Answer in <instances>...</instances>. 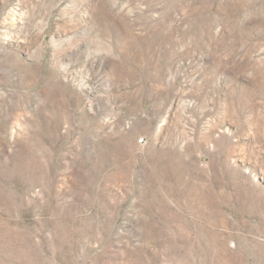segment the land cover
Listing matches in <instances>:
<instances>
[{
  "label": "rangeland",
  "instance_id": "1",
  "mask_svg": "<svg viewBox=\"0 0 264 264\" xmlns=\"http://www.w3.org/2000/svg\"><path fill=\"white\" fill-rule=\"evenodd\" d=\"M0 264H264V0H0Z\"/></svg>",
  "mask_w": 264,
  "mask_h": 264
}]
</instances>
